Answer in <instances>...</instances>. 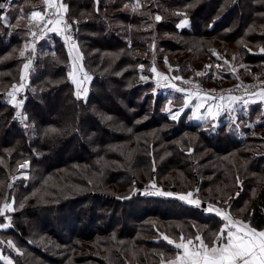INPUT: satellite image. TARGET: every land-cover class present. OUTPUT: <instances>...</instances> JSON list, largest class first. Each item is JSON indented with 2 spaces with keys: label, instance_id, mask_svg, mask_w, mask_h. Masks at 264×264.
I'll use <instances>...</instances> for the list:
<instances>
[{
  "label": "rangeland",
  "instance_id": "374dc122",
  "mask_svg": "<svg viewBox=\"0 0 264 264\" xmlns=\"http://www.w3.org/2000/svg\"><path fill=\"white\" fill-rule=\"evenodd\" d=\"M145 1L135 0L128 7L132 12H136L145 4ZM151 1L155 6L153 9L146 10L148 14L145 15V18L149 20V24L144 23L143 26L144 32L148 34L146 38L144 37L147 39L146 50L143 52L135 47L132 49L133 52L129 53L134 58L137 56L140 58L136 65L138 72L135 84L146 86L137 90L133 96L125 94V98L122 100L124 105L122 109L111 103L113 101L116 104L117 100L119 102L121 100L117 98L115 101V97L108 93L109 88L101 91V95H107L103 96L102 102L100 100V103H96L97 99L95 100V97L93 99L90 111L98 119L101 129L107 131L102 133L103 136L99 135L100 138L104 137L107 142L102 149L93 147L85 141L87 159L75 158L71 163H64L59 169L53 171L47 170L41 164L33 165L31 161L20 160L15 164L13 170L7 169L6 175L0 176V209L4 210V214L0 215L1 263L179 264L176 257L182 255L184 250L176 249L175 244L181 242L187 244V241L191 239L192 244L188 245V251L191 253L199 247L197 236L204 244H209L221 230L226 234L227 229H224V225L228 222L223 219L224 214L230 216L233 221H239L251 227L241 219L243 210L238 209L241 196L236 197L238 194L236 186H242L245 190L247 178H258V181H262L264 178V108L262 105H251L250 103V100L264 93V90L245 97L228 92L245 89L264 81V70L255 67L257 63L264 65V56L253 57L251 55L257 54L258 50L261 53L264 45L253 46L249 42H243V39L240 43L235 41L233 44H226V48L222 52L213 51L211 58L193 60L194 48L193 46L189 47L187 36H177L178 39H176V36L172 34L160 33L162 31L160 29L158 31V23L163 22L165 13H170L173 18L177 17V26L187 20V24L180 28L184 32L189 29L191 22L188 19V7L181 8V11L187 13L185 15L180 13L181 11L176 12L170 7L167 8L166 0H161L159 6L158 0ZM182 2L187 1L182 0ZM151 3H146V6H150ZM170 3L174 2L171 0ZM156 6L159 7L158 12ZM161 6L163 9L160 8ZM174 8L180 9L175 6ZM125 10L126 7L121 8L118 13ZM17 11L14 27L23 26L28 29L25 43L22 50L19 51L20 59H23L24 63L21 61L22 63L14 69V74L18 71L16 78L19 82L7 92L5 102L15 110L16 114L18 112L23 114L24 120L19 122L22 124L26 120L24 114L25 89L33 75L36 74L35 62L42 55L40 48L35 58L32 54L29 41L36 25L19 12V5H14L8 12L6 23L9 18H13ZM116 14H111V17L116 18L114 28L122 36V32L125 33L126 30H121L128 27L124 21L116 17ZM157 15L161 17L159 21L155 19ZM237 15L235 14L230 20L228 18L224 21L225 23L222 21L219 26L225 27L224 31L235 29L239 21ZM173 18L171 23L176 20ZM56 24L60 29L62 22ZM63 27L65 28L66 25L64 24ZM259 28L260 26L254 27L253 25L246 32L249 34ZM161 29L164 28L161 27ZM122 37L123 40L129 41L125 36ZM168 38H173L179 45L178 48H171L162 43ZM84 44L85 41L82 44L77 42V93H79L77 97L86 101L93 89L94 76L85 66L87 59L82 49ZM243 45H248L249 50L242 49ZM121 48L104 54V56H108V60L111 59L108 62L104 57H99L101 52L98 49L93 51L92 56L94 57L95 54L98 56L95 57L96 62L93 67L96 70L102 67L101 72L105 74L112 69V65L117 66L120 62V54L124 53ZM85 50L87 49L85 48ZM89 61L87 65H92V61ZM32 64V70L29 72ZM128 68L130 67L126 66L124 70ZM71 81L73 82L72 78ZM107 86L111 87L112 83ZM178 89L182 91H178ZM206 90H218L220 94L213 96ZM156 93L164 94L167 100L157 101L160 105L158 104L154 108V94ZM188 96H191V100L185 107L184 101ZM221 97L223 98L221 99ZM144 99H147L145 104ZM64 104L66 103L64 102ZM168 109H171L172 112L170 113ZM177 109H183V111L180 112L176 120L171 119L174 122H160V110L166 112L171 118V114ZM77 112L80 111L77 109ZM242 112H245V115L241 116ZM250 112H253L251 113L253 123L249 121L248 114ZM213 115H215V119H213ZM152 121L154 123L159 121L160 124H152ZM183 122L199 123L205 131L213 133L226 122L228 133H233L237 137L243 136L247 141L244 146L236 145L234 148L228 149L226 145L220 144L221 148L216 149L215 142H213L215 144H209L196 132L177 130L175 136L169 137V130L173 127H184ZM148 123L150 126L146 125ZM250 123L253 125L252 127ZM248 127L251 129L245 130ZM99 132V129L95 130L96 134ZM82 136L85 137L84 132H82ZM223 139L226 141L225 138ZM74 147H77L76 143ZM13 151V148L10 149L8 154ZM144 152H149L147 154L150 158L149 161L144 158ZM5 154L7 153L2 155ZM7 158H9L8 155ZM0 161L7 160L0 157ZM23 165H27V167H22ZM193 172L199 174V185L193 183L191 176ZM131 175L138 177L136 181L138 179L144 181V184L148 186L140 191L143 195L174 197L189 206L203 210H206L208 205H212L213 211H206L214 216L204 222L196 211L179 210L175 205L156 202L150 203L153 204L150 205L153 207V212H151L153 215L138 220L132 214L137 216L142 212L141 208L143 207L139 206L137 211L132 212L126 206L121 209L116 207L114 211L117 213H114L115 218L112 221V226L116 225V228L111 232L97 234L86 239H77L68 233L69 235H66L62 240H55L45 233L42 219L45 214L39 220L28 217L29 215L25 212H29L28 208L30 207L31 212L32 206L38 207L42 212H48V209L54 207L51 214H55L60 211L58 208L61 207L62 210L64 209L62 216L72 214L73 217L77 214V210L80 212L84 208V205L77 204V197L88 192H109L116 196L127 194L130 198L131 191L134 189V180ZM5 178H9L10 183H7ZM20 182L27 185L26 190L22 188L23 184L20 185ZM135 191L136 189L133 192L135 193ZM160 191L172 193V195L151 194ZM188 193H191V196H188ZM180 196H186V199L182 200L179 198ZM30 201H34V205L30 206ZM189 201H198L199 203H190ZM203 201H207L208 205L201 204ZM5 204L9 206L7 209L4 208ZM215 209H220L221 214L217 215ZM178 213L181 218L175 219V214ZM161 215L167 217H160ZM64 220L69 221L68 217H65ZM18 223L25 226L33 245L44 247L50 258L46 259L39 256L38 253H34L23 245L14 232H11L12 230L8 232ZM3 225L8 226L3 227ZM65 226L68 227V225L63 227ZM228 227L235 230L231 224ZM152 241L159 243L154 244ZM10 254L19 256V259L15 262Z\"/></svg>",
  "mask_w": 264,
  "mask_h": 264
},
{
  "label": "trees",
  "instance_id": "16d2710c",
  "mask_svg": "<svg viewBox=\"0 0 264 264\" xmlns=\"http://www.w3.org/2000/svg\"><path fill=\"white\" fill-rule=\"evenodd\" d=\"M158 1L160 2L159 6L161 0ZM172 1L174 3H170L171 0H166L167 3L165 4L167 8L170 7L176 12H180L183 6L188 7V19L191 22L189 29H186L185 32L182 31L177 26V17L173 18L170 13H165L163 14L165 17L163 22L158 23V31L160 29L162 30L160 33L172 34L176 36V39H178L177 36H187L189 47L193 46L194 48L193 60L211 58V56L213 57V51L222 52L225 50L226 44H233L235 41L240 43L243 39V42H249L253 46L264 45V28H261V26H264V0H186L189 3L182 2V0ZM63 2L68 6V12L64 14L65 18L70 24L75 25L76 41L79 44L85 41L82 47L87 59L85 66L89 73L94 76L92 92H90V97L86 101L77 97L75 85L69 77L70 57L68 48L59 36L56 34L50 35L49 41L42 43L40 46L42 56L35 62L36 74L33 75L25 89L24 114L26 120L22 124L17 122L15 110L5 102V99L7 92L12 89L14 84L19 82L16 78L18 71L15 74L13 72L15 67H18L23 61V59H20L19 51L22 50L25 43L28 29L23 26L11 27L15 25L18 11L13 18H9L8 24L5 20H0V157L7 160L0 161V176L6 175L7 169L13 170L15 164L20 160L31 161L33 165L41 164L47 170L53 171L59 169L64 163H71L75 158L87 159L88 156H85V150H87L85 141L89 145L101 149L107 143L104 137H99V135L103 136L104 131H107L101 129L98 119L90 111L94 97L95 100L97 99L96 103H100V100L102 102V98L106 94L101 95L100 93L105 88H109L108 93L115 97V101L117 98L121 100V102L117 100L116 104L113 101L111 103L114 104L113 106L122 109L124 108L122 100H124L125 94L128 93V95L132 94L133 96L137 93V90L146 86L135 84V77L138 72L136 65L139 63L140 58L139 56L134 58L129 53L133 52L132 49L135 47L145 52L147 44L145 38L148 34L144 32L145 28L143 26L144 23L149 24V20L145 18V15L148 14L147 9L154 8V3H151V0H146L145 4L139 8L140 10L132 12L128 6L133 4L135 0H110V2L108 0H63ZM146 3L151 4L146 6ZM12 4L13 6L19 5V12L22 14L43 8L41 5L42 0H12ZM158 6H156L157 12L159 11ZM174 6L180 9H175ZM125 7L124 12L118 13L121 8L124 9ZM160 8L163 9V6ZM180 13L187 14L184 11ZM111 14H116V17L127 25L128 28H123L121 31L126 30L125 33L122 32V36H125L129 41L123 40L118 30H115L116 18L111 17ZM235 14H238L239 17L236 28L224 31L225 27L222 28L219 23L228 20V18L230 20ZM172 18L176 19L174 23H171ZM253 25L254 27L260 26V28L247 34L246 31ZM161 27L164 29H161ZM132 38L133 40H130ZM162 43L171 48H178L179 46L173 38L163 40ZM120 47H122L124 53L120 54V62L117 66L112 65V69L105 74L101 72L102 67L98 70L93 67L96 62L95 57H98L97 54L94 57L92 56L93 51L98 49L101 52L99 57H104L108 62L111 59L108 60V56H104V54L111 53ZM247 47L248 45H243L242 49L249 50ZM88 61H92V65H87ZM126 66L130 68L124 70ZM109 83H112L111 87L107 86ZM154 98V108L159 104L157 101L167 100L162 93L154 94ZM146 100L144 99V104ZM77 109L80 111L79 113ZM160 115V122H174L171 120L170 115L162 110H160ZM240 115H245V112ZM248 115L250 121L251 115L250 113ZM160 122L154 123L152 121V124L157 125ZM150 123L146 125L150 126ZM183 125L182 128H180L181 126L171 128L169 137L175 136L177 130L196 132L209 144L216 143V149L221 148L219 147L220 144L226 145L228 149H232L236 145L244 146L247 141L243 136L237 137L233 133H228L226 122L218 127L215 133L205 131L199 123L183 122ZM96 129L100 130L99 134L95 133ZM250 129L248 127L245 130L249 131ZM82 132L85 133L86 138L82 136ZM75 143L77 144L76 148L74 147ZM12 148L14 151L8 154V151ZM3 153L7 154L2 155ZM148 153L144 152V158L149 161ZM7 155L9 158H7ZM191 176L193 183L199 185V174L193 172ZM131 177L134 180V189L131 191L132 196L130 198L127 194L116 196L109 192H88L77 197V204L84 205V208L80 212L77 210V214L73 217L72 214L62 216L64 209L62 210L61 207L58 208L60 211L55 214H51L54 207L48 209V212H42L38 207L32 206L33 210L30 212V206L34 205V201L29 202L30 208L28 210L30 213L25 212L29 215L28 217L39 220L45 214L42 217L45 233L55 240H62L66 235H69L68 233L77 237V239H86L97 234L111 232L116 228V225L112 226V221L117 213L114 211L116 207L121 209L126 206L130 208V212L137 211L139 206L143 207L141 208L143 209L142 212L137 216L132 214L138 220L152 216L153 207L150 205L153 204L150 203L156 202L175 205L179 210L196 211L204 222L214 216L206 210L189 206L174 197L164 198L143 195L140 191L148 186L144 184V181L139 179L136 181L138 177L132 175ZM5 181L10 183L11 180L5 178ZM245 183V190L242 186H236V193H238L236 197L241 196L238 206V209L243 210L241 219L252 228L262 231L264 230V178H262V181H258V178H247ZM22 184L23 182H20V185ZM22 188L26 190L27 185L23 184ZM201 204L208 205L207 201H203ZM179 214H175L174 218H181ZM65 217H68L69 221L64 220ZM160 217L167 216L161 215ZM21 224L18 223L8 232L12 230L11 232H14L23 245L34 253H38L39 256L46 259L50 258L44 247L33 245L30 237H28L27 229ZM64 225H68V227H63ZM152 242L154 244L159 243ZM10 256L15 262L19 259L17 255L10 254ZM0 264L3 263L0 262Z\"/></svg>",
  "mask_w": 264,
  "mask_h": 264
},
{
  "label": "snow or ice",
  "instance_id": "6c2138e0",
  "mask_svg": "<svg viewBox=\"0 0 264 264\" xmlns=\"http://www.w3.org/2000/svg\"><path fill=\"white\" fill-rule=\"evenodd\" d=\"M7 7V3L0 2V10H6ZM40 16L41 12L38 10H34L30 14L32 19L39 18ZM6 19L7 15L0 13V20ZM155 19L159 21L161 17L157 15ZM51 22V20L45 21V23ZM55 22L59 23L60 21L58 19ZM185 24H187V20L183 21L180 25H178V27H183ZM51 30L54 31L55 29ZM21 55H23V53H21ZM25 68H27V65H25ZM153 71H155V69H153ZM178 91L182 90L178 89ZM77 94L79 95V93ZM222 98L223 97H221V99ZM190 100L191 96H188L185 99V107L188 106ZM168 111L170 113L172 112L171 109H168ZM182 111L183 109H177L171 114V119L176 120ZM217 111H219V109H217ZM215 118V115H213V119ZM22 167H27V165H23ZM151 194L161 196L172 195V193H165L163 191ZM187 195L191 196V193H188ZM179 198L183 200L186 199V196H180ZM189 202L199 203L198 201ZM8 207V204H5L4 208L7 209ZM206 210L209 212L213 211L212 205H208ZM215 211L217 215L221 214L220 209H215ZM3 214L4 210L0 209V215ZM223 219L228 222L224 225V229H227L226 234L223 230H221L219 235L215 239L211 240L209 244H204L200 237L197 236L196 240L198 241L199 247L191 253L188 251V245L192 244L191 239L187 241V244L183 242L175 244L176 249L182 248L184 250L182 255H178L176 257L179 264H264V231H257L242 222L233 221L227 214L223 215ZM229 224L235 228V231L228 227ZM236 225H239V227H236ZM7 226L8 225H3V227ZM165 239L167 238L165 237ZM169 243L172 242L169 241Z\"/></svg>",
  "mask_w": 264,
  "mask_h": 264
},
{
  "label": "built area",
  "instance_id": "2783aa9c",
  "mask_svg": "<svg viewBox=\"0 0 264 264\" xmlns=\"http://www.w3.org/2000/svg\"><path fill=\"white\" fill-rule=\"evenodd\" d=\"M0 2H4L8 4V7L6 10H0V13L7 14L13 6L12 0H1ZM58 19H60V23L62 22V25L60 26V29H58L57 33L56 32L51 33V29L53 25L56 24L55 21H57ZM48 20H51L52 22L45 23V21H48ZM64 24L66 25L65 28L63 27ZM53 34H56L57 36H59V38H61L66 45L68 43L70 44V43L76 42V29L72 26V24H70L67 21L65 16L61 14L58 5H52V6L47 7L44 10L43 18L38 24H36V26L32 30L29 45L32 50V54L34 58L37 56V51L40 48L41 44L47 41L49 39V36ZM32 67H33V64L30 66L29 72H31ZM260 90H264V81L258 84H253L248 88H245V89L243 88V89L234 90V91L232 90V91H229L228 93L237 94L239 95V97H245L257 91H260ZM207 92L213 96L220 94L218 90H210ZM15 118L17 122H22L24 120V116L21 112H18Z\"/></svg>",
  "mask_w": 264,
  "mask_h": 264
},
{
  "label": "crops",
  "instance_id": "0c3cea01",
  "mask_svg": "<svg viewBox=\"0 0 264 264\" xmlns=\"http://www.w3.org/2000/svg\"><path fill=\"white\" fill-rule=\"evenodd\" d=\"M97 1V0H95ZM42 9H35V10H38L41 12V16L39 18H36V19H32L30 17V14L32 11H30L29 13H23V15H25V17L27 16L28 19L31 20V22L33 24H38L40 22V20L43 18V15H44V10L45 8L49 7V5H58L59 7V10L61 12V14L64 16V14H66L68 12V6L63 2V0H42ZM24 17V16H23ZM8 19V18H7ZM6 22V20H5ZM15 25H12V27H14ZM52 29H55L54 31L51 30V33H54L58 31V24H54ZM49 41V39L47 40ZM67 48H68V51H69V57H70V70H69V77L73 79V82H74V85H75V89H76V94H77V42H73V43H68L67 45ZM264 50V48H263ZM260 52V50H258ZM257 52V54H251L253 55V57H263L264 56V51H262L261 53ZM261 65V67H260ZM255 67L256 68H260V69H263L264 70V65L260 64V63H257L255 64ZM250 103L251 105H262V106H258L259 108H264V93H262L261 95H258L257 97L253 98L252 100H250ZM258 107H256L258 109ZM254 112V111H253ZM253 112H250V115L251 113ZM252 116V115H251ZM250 122L253 123L252 120H250ZM251 127L253 126L251 123H250ZM254 126H257V125H254ZM235 231V230H233ZM264 231V230H263Z\"/></svg>",
  "mask_w": 264,
  "mask_h": 264
}]
</instances>
